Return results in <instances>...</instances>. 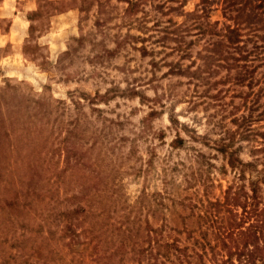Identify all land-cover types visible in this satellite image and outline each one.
Here are the masks:
<instances>
[{
  "label": "rangeland",
  "instance_id": "rangeland-1",
  "mask_svg": "<svg viewBox=\"0 0 264 264\" xmlns=\"http://www.w3.org/2000/svg\"><path fill=\"white\" fill-rule=\"evenodd\" d=\"M130 1L0 0V264H215L217 201L264 171L224 130L264 100V0Z\"/></svg>",
  "mask_w": 264,
  "mask_h": 264
},
{
  "label": "trees",
  "instance_id": "trees-1",
  "mask_svg": "<svg viewBox=\"0 0 264 264\" xmlns=\"http://www.w3.org/2000/svg\"><path fill=\"white\" fill-rule=\"evenodd\" d=\"M128 3V8L131 9L133 4H131L132 2L130 0H128ZM239 28H241L239 23L233 27L228 26V34H226L227 39H236L240 32ZM236 46L240 49L238 54L244 57L243 49L245 46L240 42L236 43ZM259 46L262 47V45H258V47ZM250 51H253V48ZM247 53L250 52L248 51ZM256 57H259V55H256ZM235 59L239 60L240 58L235 57ZM250 102L248 112L230 117V121L236 124L237 129L224 127V130L227 132L226 135L230 133V130L233 131L232 133L237 132L243 137H250L252 135V137H254L255 135L257 139L254 140L264 145V100L259 101L256 96L253 97ZM241 105L246 106L247 103H241ZM237 106H235V109L239 108ZM223 107L224 109L226 108L225 105H223ZM259 107H261L260 110H258ZM240 127H244V130L239 131ZM228 138L227 142L223 141V144L220 145L219 149L222 150V152L227 151V147L232 145L233 141L230 137ZM185 142L183 137L176 135L170 144L173 147H183L185 146ZM257 148L264 149L262 146ZM233 152L234 150L229 152L230 157L228 158L231 167L236 166L235 160H237L233 157ZM1 155L2 154H0V161L2 160ZM241 163L244 166L248 164L243 161H241ZM33 165L38 167L39 164L35 161ZM243 172L244 169L242 166L240 174ZM83 175L85 176L84 178H86V175ZM32 176L35 177V172L32 173ZM84 178H77L75 181V184L81 187L78 189V194L84 188L82 184L87 181H84ZM261 183L264 186V171L259 170L255 178L250 181V192L243 189L241 185L234 189L230 186L225 191L224 200L217 201L219 210L223 213L221 216H217L216 213L214 214L215 218H213L212 221L216 223L211 224L212 233L209 239L204 242V244L207 243L211 246V258L215 264H264V189L261 187ZM211 240H215L214 245H212ZM156 242L158 243L157 240ZM163 246L167 250L171 247L176 251L186 249V247H180L175 242H166ZM154 264H158L156 260Z\"/></svg>",
  "mask_w": 264,
  "mask_h": 264
}]
</instances>
